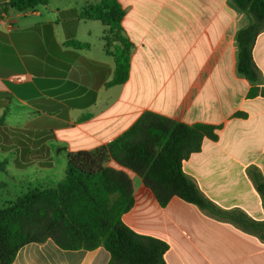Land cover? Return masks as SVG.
Returning a JSON list of instances; mask_svg holds the SVG:
<instances>
[{
	"label": "crops",
	"instance_id": "0c3cea01",
	"mask_svg": "<svg viewBox=\"0 0 264 264\" xmlns=\"http://www.w3.org/2000/svg\"><path fill=\"white\" fill-rule=\"evenodd\" d=\"M99 1L78 6L77 0H48L34 11L8 10L0 17V118L8 130V140L0 135V152L9 155L13 174L46 185L40 188L55 187L64 179L66 161L52 180L51 147L64 156L93 150L146 112L214 126L216 140L204 139L181 164L214 211L177 197L161 206L141 177L110 162L132 183L133 206L122 221L165 242L166 264H264V198L257 188L264 185V96L249 97L253 84L237 72L236 35L251 17L232 0H117L133 48L129 78L107 87L115 60L105 50V27L79 18ZM73 41L88 47L75 48ZM252 58L260 90L264 30ZM238 214L257 227L241 228ZM108 261L103 247L63 250L46 240L22 246L11 264Z\"/></svg>",
	"mask_w": 264,
	"mask_h": 264
},
{
	"label": "trees",
	"instance_id": "16d2710c",
	"mask_svg": "<svg viewBox=\"0 0 264 264\" xmlns=\"http://www.w3.org/2000/svg\"><path fill=\"white\" fill-rule=\"evenodd\" d=\"M251 17V23L236 35L237 72L253 87L248 96H264V88L253 62L252 49L264 30V0H232ZM48 0H8L0 4V17L8 10L34 11ZM124 11L117 0H100L79 14L80 19L98 20L105 27V50L115 60L112 79L107 87L125 83L130 73L132 43L123 34ZM75 48L88 47L73 41ZM82 117L80 120H85ZM215 127L186 125L146 112L123 134L93 150L67 153L64 179L55 187L27 190L0 206V264H11L18 250L29 243L53 241L63 250H94L103 247L109 253L108 264H166L168 245L156 238L139 235L122 221L133 206L131 179L115 163L142 178L157 202L165 206L172 197L214 211L213 205L183 173L182 161L198 152L204 139L216 140ZM4 117L0 135H5ZM9 144V143H7ZM10 145V144H9ZM4 150V147L1 146ZM0 162V172H5ZM6 187L0 182V191ZM264 198V185L257 184ZM237 223L245 230L258 224L242 214Z\"/></svg>",
	"mask_w": 264,
	"mask_h": 264
},
{
	"label": "rangeland",
	"instance_id": "374dc122",
	"mask_svg": "<svg viewBox=\"0 0 264 264\" xmlns=\"http://www.w3.org/2000/svg\"><path fill=\"white\" fill-rule=\"evenodd\" d=\"M81 1L82 0H77L78 6L81 5ZM14 148L15 150L19 151L18 146H15ZM56 154L61 155L58 157ZM51 155H53V157L55 158V172L52 175L53 180L56 179V175L59 173L58 170L61 169V165H63L64 163L65 156L62 151H60V147L57 149L51 147ZM0 162H5V168L7 167L5 172H0V182L5 183L6 185V187L0 191V206L4 205L8 201H13L16 196L26 192L27 190L46 187V185H43L42 182H35L34 180L27 181V177L20 178L19 174L18 176H15L13 174L14 170L11 168L12 163L9 155L3 157L2 153L0 152ZM25 175H28V172L25 173Z\"/></svg>",
	"mask_w": 264,
	"mask_h": 264
},
{
	"label": "built area",
	"instance_id": "2783aa9c",
	"mask_svg": "<svg viewBox=\"0 0 264 264\" xmlns=\"http://www.w3.org/2000/svg\"><path fill=\"white\" fill-rule=\"evenodd\" d=\"M13 80L17 81V82H22L24 80L23 76H16L13 78Z\"/></svg>",
	"mask_w": 264,
	"mask_h": 264
}]
</instances>
